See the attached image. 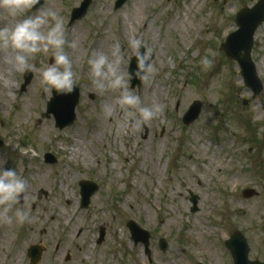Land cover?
<instances>
[{"label": "rangeland", "instance_id": "rangeland-1", "mask_svg": "<svg viewBox=\"0 0 264 264\" xmlns=\"http://www.w3.org/2000/svg\"><path fill=\"white\" fill-rule=\"evenodd\" d=\"M81 1L44 0L42 5L47 8L53 2L52 9L65 18L68 55L73 32L82 33L80 54L72 51L69 56L80 95L73 124L57 129L52 115L42 116L51 97L39 74L41 62L49 60L43 54L34 61L26 88L21 90L25 72L19 71L13 76L15 89L9 100L0 104L4 141L0 163L24 178L22 204L32 218L23 224H0V237L4 232L12 236L7 250L0 252V264H9L19 247L20 264H29V245L41 247L37 264H80L79 245L88 243L102 247L112 264H232L225 239L233 230L246 237L248 258L264 262V22L254 32L251 49L262 81L259 94L244 84L238 64L218 49L237 29L234 18L239 8L251 7L257 0H151L147 31H134L125 21L132 0H124L118 8L116 0H91L83 17L70 23L71 9ZM132 37L143 41V51L152 49L158 71L149 79L163 90L162 99L151 105L163 104V111L139 129L117 111L111 117L103 114V102L113 103L119 92L101 93L89 87L84 73L95 46L104 42L109 48L110 41L121 44V68L128 71L135 55L129 43ZM202 56L213 60L207 70L200 64ZM144 82L132 88L138 92ZM179 92L187 95L184 104L175 99ZM193 101L201 102L200 114L184 125L181 117ZM75 142L81 143L84 158L71 157ZM47 151L56 156L55 164L45 163ZM211 158L213 165L206 169ZM81 179L99 186L86 208L80 207ZM247 187L256 195L243 197L241 190ZM189 192L198 196L197 211H190ZM51 204L50 212L67 214L51 221L43 210ZM68 216L82 226V235L65 250ZM131 219L150 232L149 252L131 239L127 227ZM195 221L205 226L206 233L194 231ZM42 227L45 235L40 233ZM101 229L104 237L98 242ZM161 237L167 242L164 251L159 248ZM129 242L136 260L141 258L134 263ZM59 253L63 254L56 261ZM98 262L91 256L89 264Z\"/></svg>", "mask_w": 264, "mask_h": 264}, {"label": "clouds", "instance_id": "clouds-1", "mask_svg": "<svg viewBox=\"0 0 264 264\" xmlns=\"http://www.w3.org/2000/svg\"><path fill=\"white\" fill-rule=\"evenodd\" d=\"M0 11L14 21L11 25H0V49L11 52L10 62L21 72H31L35 67L34 61L39 54H43L50 60L48 63L41 62L39 68L44 90L49 94L53 91L58 94L71 93L76 73L66 52L68 32L65 18L60 12L43 7L42 0H0ZM129 43L136 56L131 72L121 68L123 49L119 42L111 45V59L104 53L93 51L86 62L90 66L92 82L99 92H119L113 103L105 106V115L111 117L120 109L126 122L139 129L162 112L164 105L149 107L142 104L140 95L130 86L133 79L146 81L158 69L152 63V49L140 51L143 48L141 39L132 37ZM200 64L207 70L213 60L202 56ZM25 190L24 178L14 168H5L0 163V224L7 225L13 221L23 224L27 221L29 212L21 203Z\"/></svg>", "mask_w": 264, "mask_h": 264}, {"label": "water", "instance_id": "water-1", "mask_svg": "<svg viewBox=\"0 0 264 264\" xmlns=\"http://www.w3.org/2000/svg\"><path fill=\"white\" fill-rule=\"evenodd\" d=\"M124 0H117L115 7H119ZM43 3V0H42ZM89 0H84L81 3L79 8H75L72 11L70 22H74L76 19L81 18L85 12ZM236 24L238 26V30L230 33L226 41L221 44L220 48L225 52L227 58L234 59L237 61L240 69L241 75L244 79V82L247 86H249L255 94H257L261 90V84L258 81L255 71L254 65L250 59V50L252 47V35L256 29V27L264 21V0H259L252 8H242L236 14ZM143 52L142 49H140ZM136 56L133 58L131 62V66L129 71L131 72L135 67ZM31 78L30 72H27L25 75L24 86L29 82ZM139 79H133L131 81L132 86L138 83ZM78 101V91L73 89L71 93L68 94H58L53 91V97L48 103L47 113L48 116L50 113L54 115L55 124L59 128H63L64 126L71 124L74 120V107ZM200 102H194L188 111L185 113L183 117L184 123H189L194 120L199 112H200ZM264 139V132H263ZM1 145V141H0ZM47 161H53L52 157L47 155ZM81 206L86 207L89 203L90 196L96 191L97 186L90 182H81ZM245 196H251L253 194L252 191H246ZM193 202L192 210H195V204L197 200L196 195H192L191 198ZM128 227L131 231L132 238L135 242L142 241L147 245L148 235L137 228L134 223L129 222ZM104 236L103 230L100 232V240H102ZM227 248H229L231 255L233 257L234 264H263L258 261H249L247 258L248 247L245 239L239 232H234L231 234L230 238L225 242ZM164 248V245L162 246ZM29 256L31 260V264H35L40 258V249L36 246H32L29 249Z\"/></svg>", "mask_w": 264, "mask_h": 264}, {"label": "bare ground", "instance_id": "bare-ground-1", "mask_svg": "<svg viewBox=\"0 0 264 264\" xmlns=\"http://www.w3.org/2000/svg\"><path fill=\"white\" fill-rule=\"evenodd\" d=\"M151 0H132L127 7V11L128 13L126 14V18L125 21L128 23V25L131 27V29H133L134 31H138L140 29H142L143 31H147V30H151V26L148 27L147 24V8L149 6V4ZM51 6H54V3L51 2L50 6L47 8H51ZM46 7V6H45ZM97 10H102V7H98L97 6ZM94 12H96V7L93 10ZM108 10L105 9L103 10L104 14H107ZM14 21H12L10 18L6 17L2 11H0V23L2 24H9L11 25ZM184 22H181V26L183 25ZM126 32V31H125ZM82 36V33L80 34L79 31L77 32H73V37H72V42L71 44L69 43V45H71L72 49L69 52V56H71L72 51L73 52H78L80 51L79 48V41H80V37ZM100 35H97V37H99ZM110 46L109 48H107L104 45V42H99L96 46H95V52L97 53H104L105 55H108L109 58L111 59V41L109 42ZM11 61V53L7 51V49H5L3 52L0 51V104H4L7 100H9L10 98V92H12V90L15 89V85L13 83V76L19 72V70L10 62ZM84 73L86 74V77L88 79V86L89 87H93L95 88L94 84H93V77L91 76L90 73V66L87 65ZM112 92V91H110ZM162 88L159 87L158 83H154L153 78H150L148 81H145L144 84L142 85V87L138 90V94L141 97V101L142 104L144 105H148L151 107L152 103H156L159 102L162 99ZM176 101H178L179 103L184 104L186 99H187V95L185 94V92H179L178 95L175 97ZM28 104V103H27ZM112 104V99H108L106 101L103 102V107L105 108L106 105H110ZM120 115H123L122 111L120 109L116 110ZM102 112L105 115V111L102 108ZM82 146L80 142H75V145H71V149H70V154L72 158H75L74 155H80L81 158H84V154L81 152L82 151ZM82 153V154H81ZM146 154L145 153V160H146ZM213 156V155H212ZM191 159V157H190ZM203 161V160H202ZM213 162V158H211V160L208 161V164L205 166L206 169H209ZM203 163V162H202ZM39 179H43V176L40 177ZM237 179V177L235 178ZM232 182V179H231ZM67 195L64 196L65 199H67V205L70 203L69 199L66 197ZM54 204L49 205H45L43 207V210L48 213L49 218L52 220H56V219H61L63 218V212L65 213V215L67 214L65 211H59L58 213H54V212H50V208L53 206ZM174 218V217H173ZM175 219V218H174ZM32 220L31 217H29L27 219V222H30ZM160 220L162 221V223H165V219L160 217ZM196 223L193 224V229L194 231H198L200 233H206L205 232V226H203L202 224L197 223V221H195ZM64 225L66 226V234L65 236H63V239L65 240V250L67 249V246L69 245V243H77V241L79 240V237H81L82 235V226L78 224V222H74L72 220L71 216H68V220L67 222H64ZM47 232L46 227H42L41 228V235H45ZM12 240V236L8 237L7 232H4L1 237H0V252L2 251H6V245L9 244ZM128 249L131 251V256H130V260L134 263L137 260L139 261L141 258H138L136 260L134 254L132 253L133 247H132V242H129L128 244ZM79 251L80 253L77 255L78 258L80 259V264H89L90 263V258L91 256H94V258H98V264H112V260L108 259L105 257V253L101 248L97 249L96 246H94L92 243H88L85 244L83 246L79 245ZM63 253H59L57 256H55V260L59 261L60 257L62 256ZM103 254V255H102ZM133 254V256H132ZM20 260H21V248H17L16 251L14 252V254L9 258V264H20ZM136 260V261H135ZM96 264V263H94Z\"/></svg>", "mask_w": 264, "mask_h": 264}]
</instances>
